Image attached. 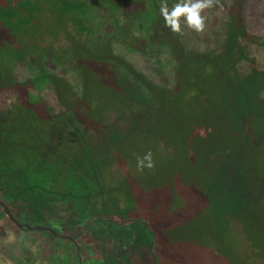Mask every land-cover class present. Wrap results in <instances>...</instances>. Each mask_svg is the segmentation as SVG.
Masks as SVG:
<instances>
[{"label": "rangeland", "instance_id": "rangeland-1", "mask_svg": "<svg viewBox=\"0 0 264 264\" xmlns=\"http://www.w3.org/2000/svg\"><path fill=\"white\" fill-rule=\"evenodd\" d=\"M160 5L0 0V194L52 238L112 234L116 262L115 235L135 227L138 242L145 225L154 251L167 242L184 260L199 243L203 257L264 264V0H219L203 33L182 16L183 34ZM149 150L155 167L138 171Z\"/></svg>", "mask_w": 264, "mask_h": 264}, {"label": "flooded vegetation", "instance_id": "flooded-vegetation-1", "mask_svg": "<svg viewBox=\"0 0 264 264\" xmlns=\"http://www.w3.org/2000/svg\"><path fill=\"white\" fill-rule=\"evenodd\" d=\"M4 206L7 207L9 214L5 211ZM15 208L11 203H7L0 194V238L8 237L7 239L10 241V245L16 242L17 239L19 247H24L27 250V253H24L26 257H21L19 262L15 260L14 262H5V264H20L23 259L25 264L29 262V259H33V263L31 262V264L40 261H43L44 264H90L91 259H101L112 264H122L121 261L116 262L115 259L107 257L108 254H111V250L108 247L112 243L114 245L113 241L111 243L110 241L106 242L105 239L107 238L102 239V237L98 241L92 238L87 239L86 236H81V229H71L72 232H70L69 228L68 230L58 229L62 237L55 236L52 238L51 236L53 234L46 228L47 225L43 226L41 223L36 224L27 221L26 217L22 216L16 210L17 208ZM40 225L43 228L37 229L36 226ZM36 238H39L40 245H34ZM95 243L101 244L103 248L102 252L96 249L97 245H94ZM9 244L2 248H9ZM30 249L36 252L35 257L31 256L32 252L30 253ZM0 252H3L1 247ZM27 255L30 258L28 257L27 259Z\"/></svg>", "mask_w": 264, "mask_h": 264}, {"label": "trees", "instance_id": "trees-1", "mask_svg": "<svg viewBox=\"0 0 264 264\" xmlns=\"http://www.w3.org/2000/svg\"><path fill=\"white\" fill-rule=\"evenodd\" d=\"M239 25H240L239 29L241 32L240 39H242L243 37H247V36L250 38L251 35H249V33L246 30L242 29L243 27H242L241 22L239 23ZM255 39H256V37H255ZM249 43H253V44L257 43L256 45H261V42L259 41V39H256L255 41L253 39V41L249 42ZM77 138L76 137L73 138L74 142H75V139H77ZM78 147H80V146L78 145ZM77 152L81 153L80 150H77ZM82 161L84 163H86V160L85 161L82 160ZM105 181H107V180H105ZM0 190H1V188H0ZM16 196L20 199H23V197H25V198L29 197V196H27V194L22 195L21 193L19 194V192L16 193ZM31 196L35 197L34 194H32ZM34 202L35 201L32 200V205L27 206L28 212L32 216H34L36 214L40 215L41 214L40 208L37 206L38 204H35ZM101 202H102V200H101ZM108 203L110 204V202H108ZM105 204H107V202H105ZM119 207H121V206H119ZM166 208H168V207H166ZM166 213H167V210H166ZM218 214H219V212L217 213V215ZM220 214H224L226 219L227 218L231 219V216H232L231 211L225 207H223L221 209ZM221 220L227 221L225 219H221ZM221 220L218 219V227L217 228L220 232L219 234H221L223 236L225 233H227L226 236H228L230 234L231 228H229L227 225H225V223L222 222ZM136 222L138 223V221H136ZM142 226H143L142 228L141 227L137 228V230L139 232V234H136V236L138 235L137 237L139 238L138 242L137 241L127 242V241H130V238L135 235V233H136L135 227H128L122 233H118L117 235H115L116 237L118 236L117 239H121L123 241V242H119L116 240V242H115V244L121 245L119 252H121L124 255L121 261L128 263V264H150L149 261H151V264H162L161 261H163V260L166 261V264H195V262H197V264H210L209 262H211V261H212L211 264H229L227 262V260L225 259V257H220V256L218 257V255L206 254L208 256L203 257L204 249L201 246V244H199V243H196V244L191 243V245H192L191 248H193V251H192V253L190 252L188 257L184 260L181 259L182 256H180L178 251H177L178 247L176 245L175 246L174 245H168L167 242H166V250L164 249L165 252L159 251L158 249L156 251H154L153 248L156 247V245L153 246V242L156 240V235L154 234L152 229L147 228L145 225H142ZM243 228H244V226H243ZM243 228L241 227V229H243ZM111 235L110 234L106 235V236H108V238L105 239L106 242H109L112 239L113 236H111ZM144 237L146 239L147 251L142 250L144 248L143 246H145V244H143ZM132 244L135 246H133ZM222 245H223V243H220V246H222ZM134 247L136 249H138L140 247V250L138 249V251H136ZM223 247L227 249L226 246H222L221 247L222 250L220 249V253H224V255L227 256L229 253H227L223 249ZM134 253L137 254L136 255L137 257L134 255ZM165 255H166V257H165ZM132 259H133V261H131ZM203 261H208V263H203Z\"/></svg>", "mask_w": 264, "mask_h": 264}, {"label": "clouds", "instance_id": "clouds-1", "mask_svg": "<svg viewBox=\"0 0 264 264\" xmlns=\"http://www.w3.org/2000/svg\"><path fill=\"white\" fill-rule=\"evenodd\" d=\"M219 3V0H178L169 8L167 0H161L160 14L164 19V25L172 32L183 34L180 18L183 16L188 28L203 33L206 27V17L202 16L203 10L212 8ZM137 170L143 171L145 168L153 169L155 162L151 150L142 157L137 156Z\"/></svg>", "mask_w": 264, "mask_h": 264}, {"label": "crops", "instance_id": "crops-1", "mask_svg": "<svg viewBox=\"0 0 264 264\" xmlns=\"http://www.w3.org/2000/svg\"><path fill=\"white\" fill-rule=\"evenodd\" d=\"M6 238H0V247L1 249H3V252H0V264L2 262V264H5V262H14L15 260H17L18 262L20 261L21 257H26V255L22 252H20V248L23 247H19V244L17 242H13L12 245H10V241ZM39 243V244H38ZM10 245L9 248H2L6 245ZM40 241L39 238H36L34 241V245H40ZM32 252V249H30V253ZM32 254V253H31ZM36 254V252H35ZM33 257V255H31Z\"/></svg>", "mask_w": 264, "mask_h": 264}, {"label": "water", "instance_id": "water-1", "mask_svg": "<svg viewBox=\"0 0 264 264\" xmlns=\"http://www.w3.org/2000/svg\"><path fill=\"white\" fill-rule=\"evenodd\" d=\"M4 209H5V211L8 213V209H7L6 206H4ZM8 214H9V213H8ZM28 227H31V226H28ZM36 228H37V229H42L43 227H41V226H36Z\"/></svg>", "mask_w": 264, "mask_h": 264}]
</instances>
